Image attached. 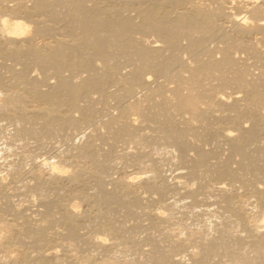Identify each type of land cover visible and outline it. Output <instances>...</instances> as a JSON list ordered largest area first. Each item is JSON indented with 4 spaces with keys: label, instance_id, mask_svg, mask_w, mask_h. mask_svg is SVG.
I'll return each instance as SVG.
<instances>
[{
    "label": "bare ground",
    "instance_id": "1",
    "mask_svg": "<svg viewBox=\"0 0 264 264\" xmlns=\"http://www.w3.org/2000/svg\"><path fill=\"white\" fill-rule=\"evenodd\" d=\"M3 1L4 0H0V59L15 60L12 62L15 63L17 61L22 67L20 65V70L18 68L17 70L14 68H7L8 71L5 70L7 71L6 74L9 72L7 76H3L4 71L1 72L0 70V91L3 93L0 99V117L5 116L8 123L13 126H11L13 130H11L12 138L9 140L10 137L6 135L7 141L4 139L3 141V123L1 124L2 127L0 125V157H3V161L6 160V163L8 162L7 165L10 164V166H12V170L9 167L10 171H13L14 174L16 173L17 176L20 174V169H22L21 165H25L26 162L29 163L31 158H33L31 154H28L31 152L32 148H34L35 151L37 150L36 148L42 149L43 147L44 149L49 137L54 140L57 139L59 135L61 136V133L62 135L63 133L65 134V136L62 137L66 140L68 131L73 132L70 130L75 128L80 122H89L92 115L96 113L94 110L98 109V111H96L99 112L100 109L96 107V109H93L94 104H91L94 103L92 101L93 97H91L93 92L100 93L105 99L112 98L116 101H120L134 85L140 86L144 84V86L148 87V90L145 91L140 98L122 103L123 105L119 106L117 113L109 115L104 123L105 130L94 131L91 129L93 131H89L87 135L82 133L84 136L86 135L82 141L70 142L69 145L68 143L66 144L65 151L62 152L63 155L66 153L64 158L66 159L68 158L67 156H71L73 159H76V161H87L89 163L87 167L84 165L82 168V165H80L81 163L77 166L75 160L69 161L71 163L75 161V164H69V162H67L68 160L66 161L63 155H60V152L59 156L63 159H45L49 156L46 155L42 161L39 163L37 162V166L32 169L34 179L38 182L43 180V178L46 179L48 175L49 178L51 177L49 181L54 179V184L50 182L53 186L49 191L46 187L49 183L44 186L45 188L43 187V190L46 189L47 192L44 194L42 193L39 202L42 201L44 209L36 211V214L33 213L35 215L20 214L23 209L21 212H18L20 211L19 208H21L19 207L17 208L19 209L18 211H14L16 218L14 219L11 217L15 222L10 223L9 221L8 223L7 221L6 223L4 221L5 217L3 215L1 216L4 218L0 216V227L7 232L5 233L3 231L5 234H3L4 236L2 240H0V264H64L63 259H61L62 255H59V258V256H57L58 252L56 253L59 247L55 250V246L61 247L65 242L74 250V252L72 250V252L69 251L68 253L63 247L68 253H65L67 257V260L65 258V264H109L113 258L112 256L122 249L119 248V250H115L114 248H118V246L122 245L126 246L125 243L127 242L131 245L129 247L126 246L129 249L127 252L125 251L126 255L124 256H128L123 260L127 261L126 259L128 258L130 264L131 261L132 264H181L179 262L180 260H176L172 257V253H175L176 250L188 254V262H186V264H264V156L259 155L260 152L258 153L259 149L264 153V144L257 146L260 142L258 143L257 140L259 137L256 138V136H260V134L257 135L259 131L260 133L262 130L264 132V73L261 74L260 71H258L260 74L256 72L258 73V75L255 73L257 76L250 77L249 75H254V73L248 70V72L251 73L249 74L244 67L238 66L236 63L237 60L235 59L236 56L234 55V57L232 55L233 51H231L235 44L237 46L239 45V47L241 46L246 49V52L253 54V57L255 55L258 58L257 61L260 60V63L264 66V38L262 36L256 37L255 40H253L255 42H252V39L250 40V37H248L251 42L245 41L248 40L245 35L255 32L259 34L260 31L262 32L264 30V0H245V4L239 2L238 8L244 5L242 10L245 11L240 19L235 17L236 12L234 11L235 14H233L234 12L232 13L231 11L233 9L229 7L228 3L231 0L228 2L227 0H150L148 4H146L148 1L143 5L138 3L142 6H137V11L132 8L133 3L130 2V0H122L123 3L129 1V5L132 3L130 8L138 13V18L140 19V22H137L139 23L138 25H141L142 29L145 28L147 31L155 33L157 35L156 39L161 42V44H148L145 39L147 44L140 43L137 49L138 57L141 60L139 66L135 69L123 71V73L119 72L117 66L113 63L105 62L104 69L100 72L95 71L93 65V55L99 57L100 60H104L107 54L106 48L108 44L113 43L126 46L130 41L132 32L134 33L135 25H137L135 22H132L133 19H130V17L118 15L116 11L120 8L115 9L116 6H113L115 3L111 5V2L108 4L105 0H99L103 4V6H101L102 4L98 3H96V5H90L91 2L87 5V0H63L64 2H69V5L66 4L68 6L65 8L67 11L65 10L66 14H64V16L67 15L66 17L72 25L68 26V31H65L63 35L66 36L65 38L68 37V39L58 36H51L52 39H50V37L46 36L47 39L49 38L50 40H44V42L40 44L36 43V41L32 42L34 39L30 40L31 38L23 42L25 37L20 35L23 34L26 36V33L32 30L34 36L38 34L40 37L43 34L46 35L47 33L45 31L51 30V28L55 30L58 25L57 22L60 21H58L57 15L55 14L56 10L54 12L52 8V5H54L51 3L52 1L10 0L13 2L11 5H7L5 2L6 0L4 1L6 4H4ZM28 1L30 4H27ZM54 1L57 2L56 7L58 6V2L64 3L63 1L61 2V0ZM226 2L228 6H226ZM212 3H216V5L213 7L211 6ZM97 4L101 7L98 8L99 6H97ZM127 6H124V8ZM227 7L231 10L227 11ZM112 10H116L113 12L119 17L113 18L114 14L111 17ZM119 11L123 12L122 7ZM61 16L63 17V15ZM217 17H225L226 20L232 24V32L230 30L232 33V35H230L232 37H229L227 33V36L232 40L227 37V41L225 39L223 45L218 48L215 46V48H217L216 51H218L217 53H219L218 56L210 54L206 59H198L195 53L197 49L200 47L202 48L203 42L206 40L205 38H207L206 35L209 34L208 36H210L212 33L221 32L220 30L223 26V22H217ZM20 18H22V20ZM37 22L39 24L41 22L42 25H37ZM137 26L136 30H138V28L140 29L141 26L138 28ZM194 31L200 32V34L194 35ZM222 33L220 34L221 36ZM61 34H63V32ZM30 35L31 34H29V36ZM261 35H263V33ZM179 36H184L187 40L185 45L182 46L185 51L187 50V54L189 51L191 54L194 53L196 57L194 54L192 56L193 58L191 57L192 64L189 63L188 66H186L185 72L187 73L180 72L181 68H179L171 74H166L164 70L169 68L172 64L171 62L177 61L175 60L177 57H175V59H173V57V60H171L170 57H165L163 48L177 47L179 45ZM243 36L245 40H243ZM254 36L256 35H253V39ZM223 37L224 36H222V40L224 39ZM233 37L237 41H235ZM39 39L43 41V39ZM152 40H150L151 43ZM157 40L154 39L153 42ZM228 40L231 42L234 40L235 42L233 41L231 43L228 42ZM5 60L4 62H7ZM0 61L3 62V60ZM4 62L2 64L0 63L2 68L4 67ZM11 63L8 67L11 66ZM14 63L12 65H14ZM6 66L7 64L5 68ZM30 66L38 68L40 72L42 71L45 75V72H47L46 70L51 68V72L53 73V75L52 73L51 75L56 78L54 79L55 81L52 82L48 80L52 83L47 84L45 82L48 87L41 89L39 87L41 81L35 77L28 76L30 72H27V69ZM76 68H82L86 71V74L83 76L72 74L65 76L62 74V70L64 69L70 70L72 73ZM230 69L233 70L231 71ZM214 71H217V73H214ZM151 73L162 74L164 78L160 80L155 78L156 80L154 79L155 83L153 84L150 82V79L153 80ZM115 78L121 79L123 88L116 91L107 90L106 84ZM213 79H215L214 83L211 82ZM44 81L47 80L45 79ZM170 83L172 84L168 85ZM227 84L229 86L233 85L230 87L235 86L238 88L236 92L240 91L242 93L241 96L237 94L234 95V90L232 91L234 92L232 93L233 96L227 93L231 96V101L227 100L226 97H224L227 96V94L223 96V91L220 92L221 90L218 88H222L223 85L228 86ZM80 96L86 97L85 102H89L90 98L92 102L90 101L91 103L88 105L85 103V106H83L84 103L80 105L78 104V99L82 98ZM28 102H31V107L26 108L25 104L27 105ZM24 110L27 112H24ZM73 110L79 112V118L71 114ZM228 110L229 112L231 111V113L233 112V114L229 113L227 115L226 113L228 112L226 111ZM223 112L226 115H224ZM243 116L246 121H251V127L247 128V123L246 126L242 125L243 122L242 124L240 123L239 119ZM256 125H260V128H256L258 127ZM65 129H67V132H62ZM233 130H236V133H232ZM67 135L71 134L69 133ZM210 136L214 138L221 136L220 139H225L230 146L231 153L228 155L226 153L227 150H224V154L226 153L225 155L229 156V161L233 156L236 157L235 159L238 158V163L232 158L234 163L229 164V161H226V156L222 154L223 157L225 156L224 160L218 151L216 152L223 158V160L222 158L220 159L221 163L218 161V163L212 164L217 156L214 157L215 159L212 163L208 162L209 158H212L210 155L212 154L211 156H214L217 153L213 155L214 152L211 153L213 149L209 148V150H206L207 148L204 150L202 144L201 147H199L200 144L198 145L197 143L198 146H195L196 144H194V141H206ZM69 138L68 136L67 140ZM214 138H211V140ZM95 139L107 141V143L102 141L103 144L106 145L104 148H107V145L108 147H114V145L116 147L118 142H122L125 139L134 140L141 146L136 151H130L131 153H127V151L126 153L122 152V154L120 152L118 155L117 151V155H113L110 151L115 152L117 149L115 151L112 148V150H100L97 145L102 144V142L96 140L98 142L95 143ZM223 139L221 141H223ZM217 140H219V138ZM256 140V146L258 147V151H256L258 154L254 150L256 146L253 148V142H256ZM259 140H261V138ZM61 141H59V144H61ZM209 141L207 140L206 142ZM227 142L225 145H227ZM49 143L51 144V142H48V144ZM249 144L250 147L252 145L253 149L249 147L252 153L248 150L247 146H249ZM50 146L52 147V145ZM190 147L195 150L194 156L188 153L184 154V151H189L190 149L188 150L187 148ZM222 147H224V145ZM21 148H24V150L26 149L25 152H20V150H23ZM223 149L224 148H222V150ZM253 150L256 155H258L257 158L261 156L263 160L258 158L259 162L255 161L254 159L256 156L254 159L252 157L254 155ZM26 151L29 152L27 153ZM190 152L194 153L191 150ZM229 152L228 149V153ZM186 154L189 155V157H191V155L193 157L186 159ZM233 161L230 162L232 163ZM235 161L238 165H235ZM31 162L33 163V161ZM113 164H119V166L123 164H133L136 165V167H143V169L141 168L143 172L135 171V169L133 173H139L140 175L143 173V176H147L148 179L145 178L147 181L149 180V182H139V180L138 182L139 184L143 183L141 187L149 195H157V197H154L157 203L152 197H147L146 200L143 197V201L141 196L138 197V195H135V190L139 188L138 182H135L137 180H135L137 177L136 175H126L124 173L125 175L123 177L121 176L117 177V180L115 179L116 182L114 181V183L117 185L119 184V188L121 189V191L118 190L120 191L119 194L122 193L120 197H118V193L116 196V192L106 191L102 182L103 173L101 175V170H105L104 168H106L107 172V168H110L111 165L114 166ZM232 165H235L237 168H233L234 166L232 167ZM27 172L30 173V171ZM166 172L172 174L177 172V177L179 173L185 181L179 176L183 182L180 180L182 183H178L183 185L187 184L185 189L183 191L177 189L175 183H173L174 181H172L173 184L168 183L164 177ZM21 173L23 174V172ZM14 174L11 175L14 176ZM25 174L28 175V173ZM64 175H66L65 178H68L72 184V189L74 191H80V194L84 190H81V186L85 181L84 179L90 177L95 180V182L93 181L94 183L91 190L89 189V191H93L92 195L87 197L89 198V201L87 200L89 203H87H91L94 206L93 209H95V211H92L95 214L90 216L91 213H89V219H87V214L85 213L87 211H84L85 218L87 219H85L87 222L86 224H76L80 222L79 220H75L76 223L73 222L74 218H78L79 216V213L78 216H76L78 211L75 209L77 201L72 200L66 204L64 201H61V197L65 194L62 188L64 186L61 187V182L57 184L54 181L60 180ZM142 178L143 177H141V180ZM87 180H89V178ZM105 180H107V178H105ZM111 181L110 184H112ZM40 182H42V184L47 183H45V181ZM184 182H186V184H184ZM256 182H259L262 186ZM12 183L15 182L12 181ZM80 183L82 184L79 187ZM85 183H88V181ZM41 186L42 185H39V187ZM66 187L67 186L64 188L66 189ZM68 187L66 190L71 189L69 185ZM82 188H84V185ZM17 189L16 191L18 192ZM9 190H11V188ZM73 190H71L72 194L74 193L72 192ZM41 191L42 190H40V192ZM86 192L87 191H85V193ZM1 193L3 195V192ZM38 193L35 194L37 195ZM74 194L76 195L77 193ZM82 195L85 196V194ZM10 197H12V193ZM23 197L24 196L21 198ZM171 198L174 200L176 198V200L172 201L170 200ZM209 198H213L215 201L211 200L212 205L217 204L215 209L210 207L204 208L203 205V208H197V205H200L204 200L207 201ZM251 198L253 201H251ZM0 201L2 202V199ZM153 201L156 204H160L158 209L163 207L166 203H169L168 205L170 207V204H177L181 208L183 207L185 211L178 209L182 214L184 213L183 216H185L181 221H185L181 223L179 220L180 222L178 221L177 223H180V226L183 227L181 229H184L182 231L186 232V234L185 236L180 235V237L175 235V237H178L173 238L172 236L174 235L172 234L174 233L171 234L170 231L167 230V227L170 229L175 224L172 225L173 222L168 220L169 217L168 219L165 217L168 221L163 218L162 215L164 216V214L160 215L155 213L152 218L149 216L152 225L150 227L158 230V235L156 237L155 235L153 237L151 236V238L149 237L147 240L148 245L145 244V247L146 245L148 247L144 249L141 245L140 247H142V249H140L136 246L137 241H135L137 238L136 236L139 234L134 236L130 226L128 227L125 225L126 223L120 222L121 220L116 221V217L114 218L113 215L116 214L118 210H121L124 211V215H122L124 218H129L126 216L133 215L134 213L136 216L137 213L133 211L136 206L141 207L142 211H148ZM15 202L17 201L15 200ZM81 202H83V200ZM211 203L209 202V204ZM246 204H251L250 209L248 207L249 211H247L248 209L246 210L247 206H249ZM10 205L4 203L3 207H1L2 211L4 209L9 210L11 208ZM42 205L41 207L43 208ZM168 205H166V207ZM173 209L172 207V210ZM169 210L171 211V209ZM254 210L259 213L257 218L254 216L255 214L253 215L254 217L252 216ZM170 211H168L169 215L172 214H170ZM151 212L154 214L152 210ZM176 213L177 212H175L174 219L177 216ZM8 216L10 215H7V217ZM173 216V214L170 216V220L173 219ZM179 216H177V218ZM183 216H180L179 219ZM139 217L141 216L139 215L138 218ZM145 217L146 216H144V219H146ZM122 221H124V219ZM136 221H134V223H136ZM139 223H141V220ZM188 224L193 226L197 225V227L195 226L196 230H186ZM79 227L87 228L88 232L80 235L82 231L80 233L78 232ZM142 228L143 227H141V229ZM173 228L175 230L176 226ZM135 229L136 228L132 229L133 232ZM180 232L179 234H183ZM133 236L136 238L134 239ZM136 240H138V238ZM53 242L56 244L52 246ZM166 242L169 243L165 245L164 243ZM193 242L195 244V249L192 250L191 248L194 247L192 246L191 248L189 247L188 250L189 244H193ZM49 243H51V246L48 245ZM44 244L48 246L43 247ZM16 246L20 247L17 248L19 251L18 258L16 257L18 254L16 256L15 254H9L10 250H13ZM81 246H88L90 249H88L89 252L87 254L82 253L83 249H81ZM111 247L114 248L111 249ZM113 250L116 252L114 253ZM123 250L122 252H124ZM97 251H99V255L102 254V258L99 256L100 258L98 259L93 256V253L96 254ZM100 251H103L104 254L100 253ZM121 254H119V256ZM124 256L121 258H124ZM121 258H119V260H121ZM115 260L118 264L119 260L114 258L113 262ZM120 262L123 263V261H119V264ZM182 263H185L184 259Z\"/></svg>",
    "mask_w": 264,
    "mask_h": 264
},
{
    "label": "rangeland",
    "instance_id": "2",
    "mask_svg": "<svg viewBox=\"0 0 264 264\" xmlns=\"http://www.w3.org/2000/svg\"><path fill=\"white\" fill-rule=\"evenodd\" d=\"M5 1V0H4ZM3 1V3L4 4H6L7 3V5H11L13 2L12 1H10V0H6L5 2ZM48 1H52L51 3H53L54 5H52V8L54 9V12H55V10H56V12H55V14L57 15V18H58V21H60V22H57L58 23V25L56 26V28H55V30H54V28L52 29L51 28V30L53 31H51V30H47V31H45L47 34L46 35H41L40 37H39V35L37 34V35H33L32 34V30L29 32V33H26V36L25 35H23V34H21L20 36H24L25 37V40H23V42H26V41H28L30 38V40H32V39H34V41L32 40V42H35L36 41V43H40L41 44V42H44V40L45 41H47V40H50V39H52L51 38V36H53V37H66V36H63L64 35V33H65V31H68V26H72L70 23H69V19L66 17V16H64V14H66V12H65V8L69 5V2L68 1H66V2H64L63 0H61V2L63 1L64 3L63 4H65V5H63L62 3H59L58 2V6L56 7V5H57V2L56 1H54V0H48ZM112 1H114V0H109V1H107V0H105V2L106 3H108V4H110L109 2H111V5H112V3L114 4L113 6L115 7V9H121V7H122V10H123V12H121V11H116V10H112V13H111V17L113 16V14H114V17L113 18H115V17H119L118 15H120V16H128V17H130V19H133L132 20V22H135V24H139V23H137L138 21L140 22V19L138 18L139 16H138V13H136V11H137V6L139 7V6H142L144 3H146L147 1V3L146 4H148V3H150V0H133V1H131L130 0V2H132L133 3V6H132V3H131V5H129L130 4V2L128 1V2H124L123 3V1L122 0H115L114 2H112ZM228 1H230V0H227V2ZM244 1L245 0H231L228 4H229V7H231V9H233V10H231L229 7H227V11L228 10H231L232 11V13L235 11L236 12V14H235V12L233 13V14H235L234 16L236 17V18H238V19H240L243 15H244V13H245V11L244 10H242V7L244 8V5H242V7L240 6L239 8H238V5L240 4V3H242V4H245L244 3ZM90 2H91V4H90ZM100 2V3H99ZM118 2V3H117ZM143 2V3H142ZM215 2V1H214ZM227 2H226V4H227ZM240 2V3H239ZM96 3H98V4H102V2L101 1H99V0H97V1H95V0H93V3H92V0L90 1V0H87V2H86V4L88 5V4H90V5H96ZM129 3V4H128ZM137 3V4H136ZM138 3H141V4H138ZM232 3H234V4H232ZM27 4H30V2L28 1L27 2ZM66 4H68V5H66ZM97 4V6H99L98 8H100L101 6H103V4L100 6V5H98ZM118 4V5H117ZM121 4V5H120ZM124 4V5H123ZM228 4L226 5V6H228ZM120 5V6H119ZM128 5V6H127ZM216 5V3H212L211 4V6H215ZM230 5H233V6H230ZM60 6V7H59ZM64 6V7H63ZM118 6V7H117ZM124 6H127V7H125V8H127V9H125L124 8ZM132 6V8H134L136 11H134L132 8H130ZM56 9H55V8ZM60 9H59V8ZM62 8V9H61ZM241 8V9H240ZM64 9V10H63ZM130 9V10H129ZM133 11H132V10ZM217 10V9H216ZM240 10H242V11H240ZM67 11V10H66ZM113 11H116V13L118 14H116L115 12H113ZM238 11V12H237ZM240 11V12H239ZM119 12H120V14H119ZM135 12V13H134ZM122 13V14H121ZM124 13V14H123ZM238 13V14H237ZM239 13H240V15H239ZM127 14V15H126ZM59 15V16H58ZM61 15H63V17L61 16ZM130 15V16H129ZM7 16V15H6ZM45 16V15H44ZM239 16V17H238ZM132 17V18H131ZM224 18L225 17H223V18H216V21L217 22H223V26H222V28H221V32L220 33H212V35H210V36H208V35H206L207 36V38H205L206 40L203 42V45H202V48L200 47L199 49H197L196 50V56H197V58L198 59H206V58H208V56L210 55V54H214V55H217L218 56V54L219 53H217L218 51H216L217 50V48L219 47V46H221V45H223L224 44V40L226 39V41H227V35L229 34V37H232L231 35H232V24L228 21V20H226V18H225V20H224ZM21 20H22V18H20ZM220 21H219V20ZM223 19V20H222ZM226 21V22H225ZM62 22V23H61ZM65 24V26H64V24ZM31 24V23H30ZM39 23L37 22V25H38ZM40 24H41V22H40ZM39 24V25H40ZM68 24V25H67ZM228 24V25H227ZM231 24V25H230ZM31 25H33V24H31ZM30 25V26H31ZM42 25V24H41ZM67 25V26H66ZM137 25H135V29H134V33L132 32V34H131V37H130V41L126 44V46H121V45H117V44H113V43H110V44H108V46H107V54H106V56L104 57V60H100V58L99 57H96V56H94L93 55V62H94V69H95V71H97V72H100V71H102L103 69H104V63L105 62H107V63H113V64H115L116 66H117V69L119 70V72H122L123 73V71L125 72V71H128V69H135V68H137L138 66H139V64H140V62H141V60L139 59V57H138V54H137V49H138V46L140 45V43H142V44H144V43H146V41H147V43L149 44H154V43H160L161 44V42H159L157 39H156V37H157V35L155 34V33H153V32H151V31H147V29H142V26L140 27L139 25L137 26ZM225 25H227V26H225ZM61 26V27H60ZM136 26H137V28L138 27H140V29H142V30H140L139 28H138V30H136ZM65 27H66V29H65ZM231 27V28H230ZM50 28V27H49ZM70 28V27H69ZM224 28V29H223ZM229 28V29H228ZM228 29V30H227ZM62 30H64V31H62ZM230 30H231V32H230ZM57 31V32H56ZM51 32V33H50ZM58 32H59V35H58ZM63 32V34H61ZM218 32V31H217ZM223 32V33H222ZM226 34H225V33ZM230 32V33H229ZM257 32H259V31H257ZM222 33V36H224L223 38V40H222V36L220 35ZM228 33V34H227ZM263 33V35H261V34ZM29 34H31L30 36H29ZM50 34V35H49ZM193 34L194 35H199L200 34V32H197V31H194L193 32ZM218 34V35H217ZM225 34V35H224ZM231 34V35H230ZM256 35V36H254V39H253V35ZM258 33H251V34H247V35H245V37L248 39V40H245L244 39V36H243V40H245V41H250L251 39V41L252 42H255V41H253V40H255V38L256 37H260V36H262L263 38H264V30L261 32H259V34L257 35ZM27 35H28V37H27ZM35 37H33V36ZM248 35H250V36H248ZM50 37V39L48 38L47 39V37ZM28 39H27V38ZM45 37H46V39H45ZM226 37V38H225ZM228 37V38H229ZM248 37H250V40H249V38ZM39 38H41V39H43V41H41ZM234 38V37H233ZM65 39H68V37L67 38H65ZM143 39H144V41H143ZM145 39H146V41H145ZM155 39V40H157V41H154L153 42V40ZM230 40H232L231 38H229ZM148 40H149V42H148ZM150 40H152V43L150 42ZM178 40H179V45L177 46V47H175V48H168V47H164L163 48V54H164V56L165 57H170V59L171 60H173V59H175V57H177V59H175V60H177V61H174V62H171L172 64L169 66V68H167V69H165L164 70V72L167 74H171V73H173V72H175L177 69H179V68H181V70H180V72H183V73H187V72H185V70H186V66H188V64L189 63H191L192 64V56H193V54H191V53H189V51H188V54H187V50L185 51V49H183V47L182 46H184L185 45V43H186V38L184 37V36H179L178 37ZM230 40H228V42H231ZM234 40H235V38H234ZM233 40V41H234ZM232 41V42H233ZM235 41H237V40H235ZM234 41V42H235ZM250 41V42H251ZM264 41V40H263ZM231 42V43H232ZM262 42V41H261ZM260 42V43H261ZM146 43V44H147ZM259 43V42H258ZM218 46H217V45ZM235 44V43H234ZM262 44H263V42H262ZM261 44V47L263 48V45ZM215 46L217 47V48H215ZM235 47V48H234ZM233 47V49L231 50V51H233L232 52V55L234 56H236V60H237V65L238 66H241V67H244L245 69H246V71L248 72V70H249V72H253L254 73V75H252L251 73H249V74H251V75H249L250 77L251 76H257L258 75V71H260V73L261 74H263L264 73V66L260 63V60L259 61H257L258 60V58L254 55V57L256 58H254L252 55L253 54H250L249 52H246V49H244V48H242L241 46L239 47V45L237 46L236 44H235V46ZM242 49H244V50H242ZM199 50V51H198ZM248 51H250L249 49H247ZM198 52V53H197ZM184 54V55H183ZM195 54H194V56H195ZM180 56H181V58H180ZM195 56V57H196ZM234 56V57H235ZM174 57V58H173ZM179 57V58H178ZM192 57V58H191ZM194 57V58H195ZM238 57V58H237ZM159 58V57H158ZM173 58V59H172ZM180 59V60H179ZM0 60H3V62H4V60L5 59H0ZM190 60V61H189ZM5 61H7V62H4V69L0 66V70H1V72L2 71H4L3 72V76H7L8 74H9V72H8V74H6L7 73V71H8V69L7 68H14V69H16L17 70V68L20 70L21 68H20V65H19V63H17V61L14 63V62H12V61H15V60H5ZM2 61H0V63H1ZM2 62V63H3ZM12 62V63H11ZM1 63V64H2ZM7 64V66H6V68H5V65ZM10 63H11V66H9L8 67V65H10ZM14 63V65H12ZM17 63V64H16ZM14 66V67H13ZM19 66V67H18ZM21 67H22V65H21ZM32 66H30V67H28V69H27V72H30L29 74H28V76L29 77H35L36 79H39L41 82H40V88L41 89H44V88H47L48 87V85L47 84H50V83H52V82H54L55 80L54 79H56V78H54V76H52L53 75V73L51 72L52 71V69L51 68H49L48 70H46L47 72H45L46 73V75L41 71L40 72V70L38 69V68H34V67H32ZM5 70H7V71H5ZM30 70V71H29ZM231 71L233 70V69H230ZM262 71V72H261ZM1 72H0V75H1ZM62 74L63 75H65V76H69V75H77V76H83V75H85L86 74V71L85 70H83L82 68H76L75 70H73L72 71V73H71V71L70 70H66V69H64V70H62ZM143 72H145V71H143ZM164 72H162V73H164ZM256 72H258V73H256ZM49 73H50V75H49ZM51 73H52V75H51ZM73 73H75V74H73ZM214 73H217V71H214ZM257 75H256V74ZM259 73V74H260ZM6 74V75H5ZM36 74V75H35ZM48 74V75H47ZM32 75V76H31ZM33 75H35V76H33ZM264 75V74H263ZM37 76V77H36ZM49 76H52V77H49ZM151 76H152V78H153V80L152 79H150V82H152L153 84L155 83V80L157 79H162V78H164L163 76L164 75H162V74H159V73H151ZM48 79H47V78ZM76 77V76H75ZM151 78V77H150ZM156 78V79H155ZM42 79V80H41ZM47 80V81H44V80ZM155 79V80H154ZM52 81V82H49V81ZM44 83H43V82ZM214 81H215V79H213V80H211V82H213L214 83ZM47 84H46V83ZM47 86H46V85ZM123 83H122V81H121V79H119V78H115V79H113V80H111V81H109L107 84H106V87H107V90H109V91H112V90H114V91H116V90H121L122 88H123V85H122ZM151 84V83H150ZM153 84H151V85H153ZM172 83H170V84H168V85H171ZM228 85V84H227ZM230 86H233V85H230ZM229 85L228 86H222V88L221 87H218L221 91L220 92H222V94H223V96L224 95H226L227 93L228 94H232V93H234V95L235 94H237V95H240L241 96V92L240 91H237L236 92V90H238V88H236L235 86L234 87H230ZM217 88V89H218ZM219 89H218V92H219ZM148 90V87H146V86H144V84H141L140 86H137V85H134V86H132L131 87V90H129L125 95H124V97L120 100V101H116V100H114V99H112V98H104V96L103 95H101L100 93H98V92H93L91 95V97H93L92 99L90 98L89 100L91 101H93L94 103H91L89 100V102H85V96H80V97H82V98H80V99H78V104H80V105H82L83 103V106H85V103H86V105H88L89 103H91V104H94L93 105V109H96V108H99L100 110H99V112H97L98 111V109H96V110H94L96 113L94 114V112H93V114L94 115H92V117H91V119H90V121L89 122H87V123H84V122H80L75 128H72V130H70V129H68V130H70V131H73V132H69L68 131V133L67 134H71V135H67L66 134V137L68 138V136L70 137L68 140H67V138H66V140H64L63 139V137L62 136H65V134L63 133V135H62V133H61V136L59 135L58 136V140L57 139H54L53 140V138H51V137H49V139L47 140V138H46V140H47V145L49 146H45L44 147V149H43V147H42V149H40V151H39V149L38 148H36L37 150L36 151H38V152H36L35 151V149L34 148H32V149H34V150H32L31 149V152H29V151H26L28 154H31V157H33V158H31V160L29 161V163L28 162H26L25 163V165L24 164H22L21 165V168L22 169H20V171L21 170H23V171H21V172H23V174L19 171V173L20 174H18V176H20V177H18L17 175H16V173L14 174L13 173V171H10V168H11V170H12V166H10V164L9 165H7V163H6V160L5 161H3V157L1 158L0 157V161H2V162H0V180H3V181H0L1 183H4V184H1L0 183V200L2 199V202L0 203V205L4 202V199H5V204L7 203L8 205H10L11 206V208L8 210V209H4L3 211H2V209H1V207H3V205H4V203L0 206V209H1V213H0V216L1 215H3L4 217H2V218H4V221L7 223V221H8V223H9V221H10V223L11 222H15L14 221V219L16 218L15 217V213H14V211L16 210V211H18L19 209H20V211H18V212H21V210H22V212L20 213V214H25V215H30L31 216V214H32V216L33 215H35L36 214V211H39V210H42V209H44V204L42 203V201L41 202H39L41 199H39V198H41L40 196L42 195V193L44 194V193H46L47 192V190L49 191V189H52V186L53 185H51V183L52 184H54L53 183V180L54 179H52V181H49V180H51L49 177H48V175L46 176V179L45 178H43V180H40V181H45V183L46 184H42V182H40V181H38L37 182V180H35L34 179V177H33V175H32V173H33V170L32 169H34L37 165L36 164H38L40 161H42L43 160V158H45V156L46 155H49V156H47V158H45V159H51V160H59V159H63L65 156H66V153L63 155V151H65V147H66V144L68 143V145H69V143L70 142H79V141H82L84 138H85V136L87 135V133L89 132V131H103V130H105V122H106V120H107V118L109 117V115H112L113 113H117V111H118V109H119V106L121 105H123L122 103H126L127 101H131V100H134L135 98H140L143 94H144V92L145 91H147ZM235 90V91H234ZM232 91H234V92H232ZM229 92H231V93H229ZM227 94V96H224V97H226V99L227 100H230L231 99V96H233V94L230 96V95H228ZM2 96H3V93L0 91V99L2 98ZM228 96H230L229 98H227ZM88 99V98H87ZM87 101V100H86ZM231 101V100H230ZM229 102V101H228ZM30 104H31V102H28L27 103V105L25 104V107L26 108H28V107H31L30 106ZM79 105V106H80ZM25 107H23L24 109H26ZM96 107V108H95ZM26 110H24V112H25ZM27 112V111H26ZM225 112V111H224ZM224 112H223V114H224ZM226 112H228V113H226L227 115L229 114V113H231V111L229 112V110L228 111H226ZM71 114H73V116L74 117H76V118H79L80 116V114H79V112L77 111V110H73V111H71ZM226 114H224V115H226ZM231 114H233V112L231 113ZM4 118V120H3V118ZM0 125L2 124L3 125V128H2V130H4L3 131V133L4 134H2L3 135V137H2V140L4 139L5 141H7V137H10L9 138V140L12 138V125L11 124H9L8 123V120L6 119V117L5 116H1L0 117ZM6 119V120H5ZM242 119V120H241ZM241 119H239L240 120V123L242 124V122H243V126H246V123H247V128H249V127H251L252 125H251V121L249 120H247L246 121V119H245V117L243 116ZM244 120V121H243ZM88 124V125H87ZM249 124H250V126H249ZM2 125H1V127H2ZM225 125V124H224ZM12 126V127H11ZM256 126H258V127H256ZM255 127L256 128H260V125H256ZM91 129H93V130H91ZM12 130V131H11ZM10 131V132H9ZM234 131V130H233ZM232 131V133H236L235 131L233 132ZM9 132V133H8ZM62 132H67V129H65L64 131H62ZM6 133H8V134H6ZM86 134L85 136L83 135V134ZM219 133V132H218ZM263 133V134H262ZM77 135V137H76V135ZM258 134H260V136H256V138L257 137H259V138H257V140H258V143L260 144H258L257 146H261V145H263L264 144V132H263V130H262V132L260 133V131H259V133H257V135ZM6 135H7V137H6ZM62 137V138H61ZM83 137V138H82ZM6 138V139H5ZM62 140H60V139ZM65 138V137H64ZM71 138H73V139H71ZM77 138V139H76ZM209 139H207L208 141L209 140H211V138H214V137H208ZM219 138V140H217V139ZM221 138V136H219V137H215L214 139H216V140H214V139H212L211 141H209V142H206L205 140H202V142H200V140H199V142L197 141V140H195L194 142V144H200V146L199 147H201L202 145L204 146V147H202L204 150L206 149V150H209V149H213V150H211V153L212 152H214L213 153V155L215 154V153H217L216 151H218V153L220 152V155L223 157V155L222 154H224V152L226 151V153L228 154V155H230V153H231V150H230V146L228 145V142L227 141H225V139H223V141H224V143H223V141H221L222 139H220ZM261 138V140H259ZM79 139V140H78ZM3 140V141H4ZM8 140V141H9ZM96 140H100V139H95V143H97L98 141H96ZM193 140V139H192ZM257 140H256V142L254 141L252 144H253V148H254V146H256V144H257ZM56 143H55V142ZM59 141H61V144H59ZM101 142L103 141L104 143H107V141H105V140H100ZM197 141V142H196ZM217 141V142H216ZM48 142H51V144L49 143L48 144ZM103 142H102V144H103ZM221 142H222V145H221ZM226 142H227V145H225L226 144ZM100 143V142H99ZM117 143V142H116ZM116 143H114V144H116ZM213 143V144H212ZM57 144V145H56ZM102 144H99V145H97V147H98V149L100 148V150H110L111 148L112 149H114V151L115 152H112V151H110L113 155H117V153H118V155H119V153L121 152H127V153H129L130 151L132 152V151H136L141 145L140 144H137L134 140H131V139H125V140H123L122 142H118V144H117V146L115 147V145H114V147H108V145H107V148L105 147L104 148V146H106V145H102ZM195 145V146H198V145ZM202 144V145H201ZM217 144V145H216ZM50 145H52V147L50 146ZM213 145V146H212ZM218 145H220V146H218ZM224 145V147H222ZM248 145V144H247ZM53 146H55V147H53ZM62 146V147H61ZM101 146H102V149H101ZM227 146V147H226ZM255 147L254 148V150L256 151L257 149H258V147ZM193 147V146H192ZM210 147H213V148H210ZM218 147V148H217ZM248 147V150L249 151H251V149H253L252 148V145H251V147H250V144H249V146H247ZM251 149H250V148ZM104 148V149H103ZM209 148V149H208ZM222 148H224L223 150H222ZM226 148V149H225ZM229 149V153H228V149ZM20 149V148H19ZM21 149H23V150H20V152L22 151H24L25 152V150H24V148H21ZM111 149V150H112ZM188 150L190 149L191 151H195V150H193V148H187ZM215 149V150H214ZM218 149V150H217ZM222 150V151H220V150ZM44 150V151H43ZM190 150L189 151H184V154L185 153H188V154H192L193 156H194V154H195V152L194 153H192V152H190ZM225 150V151H224ZM253 150V151H254ZM118 151V152H117ZM255 151H254V155L252 156L253 157V159H254V157L256 156V158L254 159L255 161H258L259 162V159H262L263 157H261V156H264V153L262 152V151H260V149H259V151H258V153H259V155H261L260 157H258L257 158V156L258 155H256V153H257V151H256V153H255ZM59 152H60V155L62 154L63 155V158L61 157V156H59ZM117 152V153H116ZM130 152V153H131ZM222 152V153H221ZM261 152H262V154H261ZM55 153V154H54ZM114 153H116V154H114ZM215 154L214 156H211L210 155V157H212L211 159L209 158V160H211V161H209L208 160V162H210V163H212V161L215 159L214 157H216L217 156V158H216V162L215 161H213V163L212 164H214V163H218V161L221 163V158L222 157H220V155L219 154ZM225 153V154H226ZM250 153H252V151L250 152ZM257 153V154H258ZM33 154V155H32ZM123 154V153H122ZM224 154V155H225ZM36 155H38V156H36ZM53 155V156H52ZM55 155V156H54ZM191 155V157H193ZM4 156V155H3ZM226 156V155H225ZM224 156V157H225ZM236 156V155H235ZM39 157H40V160H39ZM60 157V158H59ZM68 158H64L67 162H69V161H73V160H75L76 161V159H73L71 156H67ZM185 157H187L186 159H188V158H191V157H189V155H185ZM219 157V158H218ZM223 157V158H224ZM223 158H222V160H223ZM226 161L228 160L229 161V156H226ZM231 158V157H230ZM233 159H235L236 157H232ZM230 159V161H233V159ZM39 160V161H37V160ZM72 159V160H71ZM218 159V160H217ZM257 159V160H256ZM224 160H225V158H224ZM236 161L238 160V158L237 159H235ZM263 160V159H262ZM31 161H33V163L31 162ZM74 161V162H75ZM84 161V160H83ZM228 162L229 164H233L234 163V161L231 163V162ZM236 161H235V165L238 163V161H237V163H236ZM38 162V163H37ZM74 162H72L73 164H75L76 163V165L77 166H79V164L80 165H82L81 167L83 168L84 167V165H86V167L89 165V163L87 162V161H84V162H82L81 160H77L75 163ZM223 162V161H222ZM2 163V164H1ZM29 165H28V164ZM64 163H66V162H64ZM72 163L71 162H69V164H71L72 165ZM78 163V164H77ZM6 166H5V165ZM33 167H31V166ZM34 165V166H33ZM114 165V164H113ZM118 165V166H117ZM121 165V164H120ZM132 165V166H131ZM235 165H232V167L233 168H235L236 166ZM238 165V164H237ZM26 166V167H25ZM112 166V165H111ZM110 166V168H107V172H106V168H104L105 170H101V175H102V173H103V177H102V182H103V185H104V188L106 189V191L108 190V192H111V191H113V192H116V196H117V193L119 194V192L121 191V189L119 188L120 186H119V184L117 185L116 183H114V181L116 182V180L118 179L117 177H123L125 174L126 175H128V174H131V175H136L137 177L135 178V182H138V180H139V182L140 181H143V182H149V180L147 181V176H143L144 174L143 173H141V175L139 174V173H137V174H135V173H133V172H135V171H141V172H143V167H136V165H133V164H123V165H121V166H119V164H116V165H114V166H112L111 167ZM133 166H135V167H133ZM10 167V168H9ZM30 167V168H29ZM85 167V168H86ZM109 167V166H108ZM231 167V166H230ZM69 168H70V166H69ZM114 168V169H113ZM116 168V169H115ZM139 168V169H138ZM237 168V167H236ZM25 169V170H24ZM136 169V170H135ZM141 169V170H140ZM135 170V171H134ZM27 171H30V173L29 172H27ZM103 171V172H102ZM104 171H105V175H104ZM132 171V172H131ZM7 172V173H6ZM10 172V173H9ZM109 172V173H108ZM127 172H131V173H127ZM25 173H28V175L27 174H25ZM125 173V174H124ZM175 173V172H174ZM172 174V173H170V172H166L165 174H164V177L166 178V180H167V182L168 183H170V184H173V183H175V186L177 187V189H179V190H181V191H183L184 189H185V187H186V182H184V184H186V185H183V184H179V183H182L183 181H185V179L184 178H182V176L178 173V177L176 176L177 175V172L175 173V174ZM11 174H14V176L13 175H11ZM107 174V175H106ZM110 174V175H109ZM139 174V175H138ZM23 175H24V177H23ZM172 175V176H171ZM28 176V177H27ZM44 176V177H45ZM65 176L66 175H64L63 177H61V179L60 180H58V181H54L55 183H60V186L62 187V186H67L68 187V185L70 186V190L68 189V190H66L67 189V187H66V189L64 188V187H62L63 189H64V192H65V194L61 197V201L63 202L64 201V203L66 204L67 202H69V201H77V206H76V210L78 211L77 212V214H76V216H78V213H79V216H78V218H74V220H73V222L74 223H76V221H80V222H77L76 224H78V223H83V224H86L87 222H86V220L87 219H89V216H88V214L89 213H91V215L90 216H92V215H94L95 213L92 211V210H94L95 211V209H93V205L91 204H88L89 202V198H87L89 195H92V192L91 191H89V189L91 190V187H92V185H93V183L95 182V180L93 179V178H90V177H88L89 178V180H87L88 178H86V179H84L82 182H83V184L82 183H80V185H79V187L81 186V184H82V186H81V190L82 189H84L85 191H87L86 193H87V196H86V193H85V191L83 190V192L80 194V191L78 192V191H74L73 189H72V184L70 183V181H69V179L68 178H65ZM104 176H105V178H107V180H105V178H104ZM108 176V177H107ZM110 176V177H109ZM175 176V177H174ZM179 176H181V178L183 179V181L181 180V178L179 177ZM12 179V181L13 182H15V183H12V181H11V179ZM141 177H143L142 178V180H141ZM147 179H146V178ZM169 177V178H168ZM16 178V179H15ZM20 180H19V179ZM49 178V179H48ZM63 178V179H62ZM104 178V179H103ZM113 178V179H112ZM172 178V179H171ZM18 179V180H17ZM33 179V180H32ZM48 179V180H47ZM111 179H112V181H111ZM116 179V180H115ZM178 179V180H177ZM9 180V181H8ZM111 181V183L112 184H110V181ZM145 180V181H144ZM180 180L182 181V182H180ZM11 181V182H10ZM18 181V182H17ZM35 181V182H34ZM66 181V182H65ZM86 181H88V183H85ZM94 181V182H93ZM172 181H174L173 183H172ZM175 181H177V182H175ZM10 182V183H9ZM21 182V183H20ZM30 182H31V184H30ZM51 182V183H50ZM69 182V183H68ZM139 182H138V185H139V188H137L136 190H135V192L137 193H135V195L137 196L138 195V197H140L141 196V199H143V201H144V198H145V200L147 199V197H152L153 199H154V201H155V199L156 198H154V197H157V195H155V194H151V195H149L146 191H144L143 189H142V187H141V185L143 184V183H140L139 184ZM179 182V183H178ZM8 183V184H7ZM35 183V184H34ZM37 183V184H36ZM41 183V184H40ZM49 183V184H48ZM63 183V184H62ZM65 183V184H64ZM67 183H68V185H67ZM256 183H259V182H256ZM11 184V185H10ZM13 184V185H12ZM20 184V185H19ZM42 185L41 187H39V185ZM48 184V185H47ZM87 184H88V186H87ZM117 186H116V185ZM260 184V183H259ZM259 184H257V185H259ZM5 185V186H4ZM9 185V186H8ZM19 187H18V186ZM22 185V186H21ZM25 185V186H24ZM27 185H28V187H27ZM31 185V186H30ZM33 185V186H32ZM47 185V186H46ZM50 185V186H49ZM83 185H84V188H82L83 187ZM261 186H262V184H260ZM259 185V186H260ZM2 186V187H1ZM8 186V187H7ZM12 186V187H11ZM44 186H46L48 189L46 190H43V187ZM106 186V187H105ZM115 186V187H114ZM6 187V188H5ZM38 187V188H37ZM85 187H87L88 188V190H87V188H85ZM11 188V190H9ZM18 188V189H17ZM29 188V189H28ZM45 188V187H44ZM69 188V187H68ZM118 188V189H117ZM16 189L18 190V192L16 191ZM104 189V190H105ZM114 189V190H113ZM8 190V191H7ZM13 190V191H12ZM21 190V191H20ZM37 190V191H36ZM40 190H42L41 192H40ZM71 190H73L72 192H74V193H79L78 194V196L80 197H78L77 196V194L75 195L74 193L72 194L71 193ZM117 190V191H116ZM118 190H120V191H118ZM140 190V191H139ZM7 193H6V192ZM18 193H16V192ZM25 191V192H24ZM36 191V192H35ZM38 191H39V193H38ZM67 191V192H66ZM139 191V192H138ZM1 192H3V195H2V193ZM30 192V193H29ZM32 192H34V193H32ZM5 193V194H4ZM9 193V194H8ZM11 193H12V197H10L11 196ZM15 193V194H14ZM19 193H20V195H19ZM28 193V194H27ZM35 193H38L37 195L35 194ZM66 193H68V194H66ZM70 193H71V195H70ZM89 193V194H88ZM91 193V194H90ZM32 194V195H31ZM40 194V195H39ZM82 194H85V196H86V198H85V196H83ZM145 194V195H144ZM66 195H67V197H66ZM82 195V196H81ZM122 195V193H120L119 194V196L118 197H120ZM147 195V196H146ZM2 196H3V198H2ZM22 196H24L23 198H21ZM26 196H28V197H26ZM36 196V197H35ZM65 196V197H64ZM69 196V197H68ZM146 196V197H145ZM173 196V195H172ZM31 197V198H30ZM72 199H71V198ZM82 201L83 200V202H81L78 198ZM144 197V198H143ZM27 198V199H26ZM66 198V199H65ZM77 198V199H76ZM178 198V197H177ZM19 199V200H18ZM32 199V200H31ZM36 199V200H35ZM69 199V200H68ZM15 200L17 201V202H15ZM29 200V201H28ZM66 200V201H65ZM88 200V201H87ZM170 200H172V201H175L176 200V198H175V200L174 199H170ZM211 200L212 201H214L213 200V198L212 199H208L207 201H202L201 202V204L200 205H197V208H203V206H204V208H207V207H210V208H216V205L217 204H213L212 205V203H211ZM14 201V202H13ZM21 201V202H20ZM80 201V202H79ZM153 201V205L151 204V207H149L148 209V211L147 210H145V211H142V209H141V207H139V206H136L135 207V210H133L134 212H136L137 213V217L135 216V213L133 214V215H130V216H126V217H129V218H124V216H122V215H124L123 214V212L124 211H121V210H118L117 212H116V214H114L113 215V217L115 218V220L117 221V220H121L120 222H122V223H126L125 225H127L128 227L130 226V228H131V232H132V234L135 236L136 234L138 235V236H136L137 238H138V240H136L135 238H134V236H133V238L135 239V241H137V247H139L140 249H142V247H140L141 245L143 246V248L145 249L146 247H148L147 245V240H148V238L150 237L151 238V236L153 237L154 235H155V237L158 235V230H156L155 228H152V227H150V226H152L151 225V221H150V219L152 218V216H154L155 215V213L157 214H160V215H162V214H164V216L162 215V217L163 218H167L168 219V217H169V221L170 222H173L172 223V225L173 224H175V225H171L172 227L169 229V227H167V230H169L170 231V233L172 234V233H174V234H172V235H174V236H172L173 238H176V237H180V235L181 236H185V234H186V232H184V231H182V230H184V229H181V228H183V227H181L180 226V223L178 224L177 222L180 220H182V219H184L185 218V216H183L184 215V213L182 214L181 213V211L183 210V211H185V209L182 207H180L179 205H177V204H175V205H173V204H170L171 205V207L168 205L169 203H166V204H164L163 205V207H161L160 209H158V206L160 205V204H156L155 202ZM251 201H253V199L251 198ZM30 202V203H29ZM32 202V203H31ZM36 202H37V204H36ZM88 202V203H87ZM209 202L211 203V204H209ZM215 202V201H214ZM213 202V203H214ZM13 203V204H12ZM19 203V204H18ZM21 203V204H20ZM43 205H42V204ZM208 203V204H207ZM25 205V206H23V205ZM39 204V205H38ZM86 204V205H85ZM13 205V206H12ZM19 205V206H18ZM21 205V206H20ZM41 205L43 206V208L41 207ZM80 205V206H79ZM156 205H157V208H156ZM166 205H168L167 207H166ZM203 205V206H202ZM207 205V206H206ZM246 205H249V206H247V208H246V210L248 209V207H249V209H250V205L251 204H246ZM245 205V206H246ZM88 206V207H87ZM92 206V207H91ZM19 207H21V208H19ZM25 207V208H24ZM27 207V208H26ZM85 207V208H84ZM160 207V206H159ZM166 207V208H165ZM168 207H170V208H168ZM172 207L174 208L173 210H172ZM17 208H19V209H17ZM30 208H32V209H29ZM84 208V209H83ZM88 208V209H87ZM90 208V209H89ZM151 208V209H150ZM155 208H156V212H155ZM162 208H165V209H162ZM176 208V209H175ZM181 210H179V209ZM86 209V210H85ZM137 209V210H136ZM167 209V210H166ZM169 209H171V211L169 210ZM249 209L247 210V211H249ZM6 210V211H5ZM10 210H11V212H10ZM81 212H80V211ZM83 210V211H82ZM138 210H140V211H138ZM151 210L153 211V213L154 214H152V212H151ZM164 210V211H163ZM177 210V211H176ZM178 210H179V212H178ZM9 211V212H8ZM25 211H26V213H25ZM33 211V212H32ZM84 211H87V212H85L87 215H86V217H87V219L85 218V213H84ZM163 211V212H162ZM168 211H170V214L172 213L174 216H173V219H172V217H171V219L173 220H170V216L172 215H169V212ZM174 213H173V212ZM118 212H119V214H121V215H119L118 214ZM140 212V213H139ZM144 212H145V214H144ZM151 212V213H150ZM167 212V213H166ZM175 212H177L176 213V215L177 216H179V214H180V216H183V217H181V219H179L180 218V216L177 218V216H176V218L174 219V217H175ZM33 213H35V214H33ZM256 213H258L257 211L255 212V210L252 212V216L254 215L256 218L258 217V215H259V213L258 214H256ZM5 214V215H4ZM12 214H13V216H12ZM82 214V215H81ZM141 216V217H139L138 218V216L139 215ZM182 214V215H181ZM7 215H10V216H8L7 217ZM142 215H143V218H142ZM148 215V216H147ZM75 216V217H76ZM132 216V217H131ZM144 216H146L145 218L146 219H144ZM149 216L151 217V218H149ZM253 216V217H254ZM14 218V219H12V218ZM80 218V219H79ZM118 218V219H117ZM135 218V219H134ZM148 218V219H147ZM163 218H161V219H163ZM165 218V219H166ZM9 219V220H8ZM86 219V220H85ZM124 219V221H122ZM131 219H133L134 221H136L137 219V221H136V223H134V221L133 220H131ZM166 219V220H167ZM76 220V221H75ZM140 220H141V223H139L140 222ZM167 220V221H168ZM177 220V221H176ZM83 221V222H82ZM127 221H128V224H127ZM175 221V222H174ZM179 221V222H180ZM183 221H185V220H183ZM183 221H181V223L183 222ZM145 222V223H144ZM156 222V221H155ZM135 224V225H133V224ZM143 223V224H142ZM143 226H142V225ZM161 224V223H160ZM145 225H146V227H145ZM195 225V224H194ZM133 226V227H132ZM134 226H136V227H134ZM140 226V227H139ZM161 226H163V225H161ZM160 226V227H161ZM176 226V228H175V230H174V228L173 227H175ZM196 227H197V225H195ZM195 226H193V225H190V224H188L187 225V227H186V230H196V228H195ZM139 229H138V228ZM141 227H143L142 229H145V230H142L141 229ZM163 227H165V226H163ZM1 229H3L2 227H0ZM80 228V227H79ZM78 228V232L80 233L81 231V234L80 235H82V234H85V233H87L88 232V229L86 228L85 229V227L83 228V227H81L80 229ZM134 228H136L135 230H134V232H133V230L132 229H134ZM150 228V229H149ZM152 228V229H151ZM162 228V227H161ZM173 228V229H172ZM0 229V240H2V237L4 236L3 234H5V233H7V232H5V230L3 229V230H1ZM153 230V231H152ZM155 230V231H154ZM171 230H172V232H171ZM180 230H181V232H180ZM3 231L5 232V233H3ZM142 231V232H141ZM144 231V232H143ZM177 231H179L180 233H183V234H179V232H177ZM2 232V233H1ZM14 232H15V230H14ZM136 232V233H135ZM140 232V233H139ZM149 232V233H148ZM151 232V233H150ZM78 233V234H79ZM135 233V234H134ZM142 233H144V234H142ZM155 233H157V234H155ZM176 233V234H175ZM131 234V235H132ZM142 234V235H141ZM147 234V235H146ZM149 234V235H148ZM175 235H178V236H176L175 237ZM140 236H141V238H140ZM145 236H148V237H145ZM146 238V239H145ZM140 239V240H139ZM26 240V239H25ZM144 240V241H143ZM141 241V242H140ZM142 241H143V243H142ZM169 242H166V243H164L165 245L166 244H168ZM1 244V243H0ZM51 243H49L48 245H50ZM53 244L55 245L56 243H52V246H53ZM124 244V243H123ZM126 244V246H130L131 244L130 243H125ZM128 244V245H127ZM138 244H139V246H138ZM145 244H147L146 245V247H145ZM163 244V245H164ZM193 244H194V242H193ZM193 244H189V246H188V250H189V247L191 248L192 246H194L193 248H191L192 250L193 249H195V244L193 245ZM47 244L45 245H43V247L45 246V247H47L48 246ZM164 245V246H165ZM1 246V245H0ZM51 246V245H50ZM49 246V247H50ZM67 246V247H66ZM126 246H118V248L117 247H111V249L112 248H114L115 250H119V248L121 249V250H119V251H115V250H113L114 251V253L116 252L117 254H114L112 257V259H111V263L109 262V264H117V261L115 260L114 262H113V260H114V258L115 259H117V260H119V258H121V257H123L124 255H126V253H125V251L127 252V250L129 249V248H127ZM57 247H59V251L58 250H56V248ZM65 248V250L66 251H68V253H69V251L70 252H72V250H73V248L71 247V246H69L68 245V243H64V245H61V247L60 246H55V250H56V253L58 254L57 256H59V255H62V257H61V259H63V263L65 264V261L67 260V257H66V255H65V253L66 254H68L65 250H64V248ZM82 248L81 249H83V251H82V253H84V254H87L88 252H89V247L88 246H81ZM123 247H125V248H123ZM17 248H20L19 246H16V247H14L13 248V250H10V252H9V254L10 255H14L15 254V256L18 258L19 257V251L17 250ZM67 248V249H66ZM70 248H71V250H70ZM117 248V249H116ZM61 249V250H60ZM89 249V250H88ZM124 249V250H123ZM126 249V250H125ZM191 249H190V251H191ZM15 250V251H14ZM63 250V251H62ZM122 250L124 251V252H122ZM16 252V253H15ZM60 252V253H59ZM73 252H74V250H73ZM98 252L99 251H97L96 252V254H94L93 253V256L94 257H96V258H102L103 256H101L102 254H98ZM175 252V251H174ZM180 251H178V250H176V252L175 253H172V257H174L176 260H180L179 262L181 263V264H186V262H188V257H187V253L186 254H184L185 252H183V253H179ZM64 253V254H63ZM81 253V252H80ZM81 253V254H82ZM100 253H103V251H100ZM121 253H123V254H121ZM83 254V255H84ZM104 254V253H103ZM119 254H121L120 256H119ZM176 254V255H175ZM182 254V255H181ZM63 255H65V256H63ZM186 256V257H184V256ZM15 256H13V257H15ZM100 256V257H99ZM128 256V255H127ZM127 256H124V258H121V260H119V261H123V263H121L120 262V264H130V262H129V259L127 258L126 260L127 261H125V260H123V259H125V257H127ZM182 257V258H181ZM59 258H60V256H59ZM65 258H66V260H65ZM186 258V259H185ZM182 259V260H181ZM183 259H184V262L185 263H182V261H183ZM119 261H118V264H119ZM84 264V263H83ZM131 264H132V261H131Z\"/></svg>",
    "mask_w": 264,
    "mask_h": 264
}]
</instances>
